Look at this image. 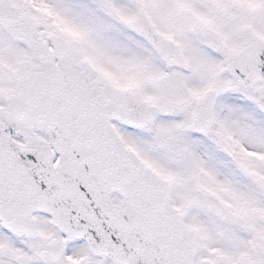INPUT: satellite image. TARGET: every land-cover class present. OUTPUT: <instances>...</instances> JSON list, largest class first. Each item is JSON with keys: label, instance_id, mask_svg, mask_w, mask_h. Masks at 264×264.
I'll list each match as a JSON object with an SVG mask.
<instances>
[{"label": "snow or ice", "instance_id": "obj_1", "mask_svg": "<svg viewBox=\"0 0 264 264\" xmlns=\"http://www.w3.org/2000/svg\"><path fill=\"white\" fill-rule=\"evenodd\" d=\"M0 264H264V0H0Z\"/></svg>", "mask_w": 264, "mask_h": 264}]
</instances>
